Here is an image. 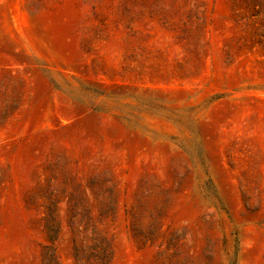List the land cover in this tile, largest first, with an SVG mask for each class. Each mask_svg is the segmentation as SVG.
Here are the masks:
<instances>
[{"label":"rangeland","instance_id":"obj_1","mask_svg":"<svg viewBox=\"0 0 264 264\" xmlns=\"http://www.w3.org/2000/svg\"><path fill=\"white\" fill-rule=\"evenodd\" d=\"M52 223L58 264H264V0H0V264Z\"/></svg>","mask_w":264,"mask_h":264},{"label":"trees","instance_id":"obj_2","mask_svg":"<svg viewBox=\"0 0 264 264\" xmlns=\"http://www.w3.org/2000/svg\"><path fill=\"white\" fill-rule=\"evenodd\" d=\"M57 210V209H55ZM54 211H52L49 214L50 219L52 220V222H55V215L53 214ZM46 219V218H45ZM45 232H47V237H48V241L50 243V245H46L43 246V254L41 255V264H50L54 263V264H58V260L55 254L56 249L53 247V243L56 241L57 237H58V233H59V226L55 223H52V225H45ZM74 258L78 261V263L80 264V261L82 258H80L78 256L79 252H81V248L78 246H75L74 249ZM98 252H100V256L96 255V262L94 264H108L109 262V256L106 254V250L104 249V245L103 243L99 244V248L97 250Z\"/></svg>","mask_w":264,"mask_h":264}]
</instances>
